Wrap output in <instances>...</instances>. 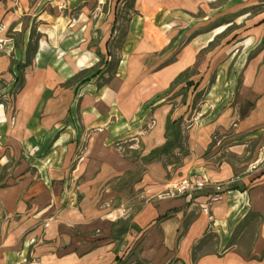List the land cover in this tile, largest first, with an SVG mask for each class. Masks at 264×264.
I'll return each instance as SVG.
<instances>
[{
  "label": "crops",
  "instance_id": "crops-1",
  "mask_svg": "<svg viewBox=\"0 0 264 264\" xmlns=\"http://www.w3.org/2000/svg\"><path fill=\"white\" fill-rule=\"evenodd\" d=\"M103 5L0 0V264H264V0H134L116 53Z\"/></svg>",
  "mask_w": 264,
  "mask_h": 264
},
{
  "label": "rangeland",
  "instance_id": "rangeland-1",
  "mask_svg": "<svg viewBox=\"0 0 264 264\" xmlns=\"http://www.w3.org/2000/svg\"><path fill=\"white\" fill-rule=\"evenodd\" d=\"M94 3L97 4L98 0H93ZM104 5L99 10L94 11V15L102 14V21L100 26H96L95 30L97 35H100V37L106 35L108 38V41L110 43V48L113 53H116L120 45V40L123 38L125 32L127 23L131 18V15L133 14V11L131 10V6L133 4L134 0H102ZM118 7V9H117ZM131 7V8H130ZM94 28V27H93ZM105 29V30H103ZM8 28L4 26L2 23H0V51L2 50H9V52H13V50L9 49L7 47L8 44L16 43L13 38H11L8 35ZM11 39V40H9ZM243 59H237V63H232L230 67L235 66L237 69H241L243 66ZM241 86V85H240ZM15 90L10 91V97L12 93H14ZM182 93V97H176V103L179 104L184 101L185 93L182 91H177L176 94ZM251 94L249 91H245L242 88L238 87L235 90L234 93V100L231 104L230 108H237V111L240 114H244L247 109L249 108V98ZM196 108L195 103L192 104L191 112H194ZM193 114V113H192ZM82 157V154H80L78 160H80ZM137 250H129L128 252H125V255L122 256L121 262L119 264H145L141 263L138 260Z\"/></svg>",
  "mask_w": 264,
  "mask_h": 264
},
{
  "label": "built area",
  "instance_id": "built-area-1",
  "mask_svg": "<svg viewBox=\"0 0 264 264\" xmlns=\"http://www.w3.org/2000/svg\"><path fill=\"white\" fill-rule=\"evenodd\" d=\"M256 166L253 165L252 169ZM208 186V180L204 177L182 179L176 182H168L165 185L164 191L160 194L159 198L173 199L180 196L191 197L193 194L202 191ZM213 194L209 199V204L202 206L200 211L206 215L209 214V208L213 203L220 201L223 198L224 190L221 184L213 186ZM211 217L209 216V220Z\"/></svg>",
  "mask_w": 264,
  "mask_h": 264
}]
</instances>
